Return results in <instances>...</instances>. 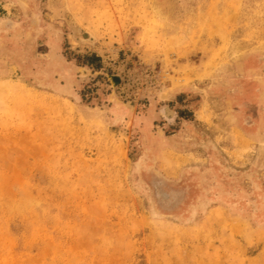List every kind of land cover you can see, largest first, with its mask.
<instances>
[{
	"label": "rangeland",
	"instance_id": "rangeland-1",
	"mask_svg": "<svg viewBox=\"0 0 264 264\" xmlns=\"http://www.w3.org/2000/svg\"><path fill=\"white\" fill-rule=\"evenodd\" d=\"M0 264H264V0H0Z\"/></svg>",
	"mask_w": 264,
	"mask_h": 264
},
{
	"label": "trees",
	"instance_id": "trees-1",
	"mask_svg": "<svg viewBox=\"0 0 264 264\" xmlns=\"http://www.w3.org/2000/svg\"><path fill=\"white\" fill-rule=\"evenodd\" d=\"M77 59H79L77 57ZM83 59L85 60L84 65L87 67L92 68L94 63L98 62L99 58L93 54L89 55V56H84ZM97 68V65L95 66ZM184 114V112H180L179 115L182 117V115Z\"/></svg>",
	"mask_w": 264,
	"mask_h": 264
}]
</instances>
